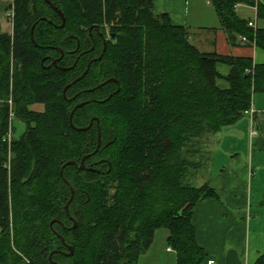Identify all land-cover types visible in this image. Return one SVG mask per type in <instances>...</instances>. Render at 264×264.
Returning <instances> with one entry per match:
<instances>
[{
    "label": "trees",
    "instance_id": "obj_1",
    "mask_svg": "<svg viewBox=\"0 0 264 264\" xmlns=\"http://www.w3.org/2000/svg\"><path fill=\"white\" fill-rule=\"evenodd\" d=\"M49 1L65 14L63 28L45 0H13L11 35L0 20V264H50L61 244L51 222L73 226L71 188L77 226L55 228L74 254L54 255L56 264H139L160 229L170 233L177 264H208L193 218L198 203L218 200L217 188L188 180L203 169L214 136L249 116L264 94V64L200 51L187 28L154 14L153 0ZM211 2L231 44L246 37L264 50V29L236 12L254 6L264 19L262 4ZM100 33L114 38L105 43ZM218 63L231 67L225 90ZM111 78L118 83L88 92ZM84 102L74 126L94 121L78 131L70 116ZM14 120L26 126L18 138ZM99 136L100 150L86 160L97 172L66 165L93 153ZM255 264H264V252Z\"/></svg>",
    "mask_w": 264,
    "mask_h": 264
},
{
    "label": "crops",
    "instance_id": "obj_2",
    "mask_svg": "<svg viewBox=\"0 0 264 264\" xmlns=\"http://www.w3.org/2000/svg\"><path fill=\"white\" fill-rule=\"evenodd\" d=\"M257 1L264 6V0ZM0 3L2 19L5 7L11 6L13 0H0ZM240 8L249 12V16L241 17ZM153 12L157 16L166 14L171 24L187 28L190 42L202 52L249 58L255 64H264V50L244 43L241 37L231 44L211 0H153ZM236 12L240 18L253 22L257 29H264V19L258 18L256 7L239 4ZM1 25L4 33L12 34L13 29L7 28L2 20ZM217 72V86L221 90L229 88L227 77L231 67L218 63ZM252 107L264 109V94L254 96ZM256 121L257 137H251L252 120L246 116L213 138L217 148L218 144L227 143L240 132L247 133L248 138L247 147L243 146L246 155L238 157L239 149H235L228 167L220 170L215 185L218 200H207L195 207L193 224L197 241L207 259L213 260L214 264H255L264 252V211L255 223L251 196L252 179L257 178L264 165V117L257 115ZM228 149L226 147V151ZM169 235L167 229L158 230L152 247L141 257L139 264H177L176 252L169 250Z\"/></svg>",
    "mask_w": 264,
    "mask_h": 264
},
{
    "label": "rangeland",
    "instance_id": "obj_3",
    "mask_svg": "<svg viewBox=\"0 0 264 264\" xmlns=\"http://www.w3.org/2000/svg\"><path fill=\"white\" fill-rule=\"evenodd\" d=\"M239 10H240L239 15L241 17L245 18L249 16V12L241 10V8ZM13 19H14L13 8L7 5L4 9V14L2 16V19L0 16V20L3 21L4 25L7 28L11 27L13 29ZM32 109L41 112L44 110V106L41 104H36L32 106ZM13 126L15 128L14 136L16 138L20 137L26 129L25 124L18 120L13 121ZM240 133H241L240 135L238 134L235 137H230V140L227 143L222 142L218 144L219 148H217L215 142L212 147H209L207 149L204 148L205 152H203V154L201 155L203 169L199 171L198 175H194V176L192 171V176L191 178H189L190 180L188 181H190V183L195 184L196 186H201L203 183H205V181H200V180H210L214 185H216L220 170L224 169V167H228L229 161L231 160V157L234 156L235 153V152L233 153V151L235 149H239L238 151L239 155L238 154L237 155L240 158L241 157L243 158V156L246 155L244 151L245 147L243 148V146L248 144V138L246 137L247 133L246 134H244V132H240ZM230 146H234V148L232 149ZM226 147L229 148L228 149L229 151H226ZM206 151L211 152L210 160H209L210 155H208ZM252 180H253L251 184L252 211H253V215H255L256 217L255 223H257L258 220L257 218H260L261 216L260 214H263L264 211V204L262 203L264 200V165L262 171L258 173L257 178H254ZM111 194H113V191H111Z\"/></svg>",
    "mask_w": 264,
    "mask_h": 264
},
{
    "label": "water",
    "instance_id": "obj_4",
    "mask_svg": "<svg viewBox=\"0 0 264 264\" xmlns=\"http://www.w3.org/2000/svg\"><path fill=\"white\" fill-rule=\"evenodd\" d=\"M45 1H46V2H47V3H48V4H49V5L55 10V12L60 16V18L62 19V25H61V27L63 28V27L65 26V24H66V17H65V14H64L59 8L53 6V4H52L49 0H45ZM44 20H46V19H44ZM34 28H35V26H34ZM34 28H33V30H34ZM33 30H32V32H33ZM58 61H59V60H57V61L55 62V65H57ZM90 66H91V64L89 65V68H90ZM89 68L87 69V71L85 72V74H87V73L89 72ZM63 70H68V69H63ZM85 74H84V75H85ZM77 81H79V79H77L74 83H76ZM115 81H116L115 79H110V80H108V81L102 83L101 85H99L97 88H95V89H91V90H88V92H93V91H95L96 89H100V88L106 86L107 84L112 83V82H115ZM70 86H71V85H67L66 88L64 89V96H65V98H66V93H67L68 89L70 88ZM118 92H119V90H118L116 93H118ZM110 99H111V96L108 98V100H110ZM102 102H104V101H102ZM86 104H87V102H84V103H80V104H78V105L75 107V109L73 110V112L71 113V116H70L71 126H72L74 129L78 130V131H87V130H89V129L92 127V125H93V121H94V120H92V121L90 122V125H89L88 127H86V128H79V129H77V128L74 126V124H73V117H74V113H75V111H76L77 109H79V108L85 106ZM97 121H98V119H97ZM98 122H99V121H98ZM100 147H101V136H99V142H98V146H97V149H96L95 153L100 149ZM88 158H89V155H86V156L82 159V161H81L80 164H77V163L74 162V161H70V162H68L66 165H74V166H77V168H78L80 171H82V170L85 169V161H86V159H88ZM61 174H63V170H62ZM71 192H72V196H71V198H70L68 204L66 205V209H67V211L69 210V205H70V203L73 201V199H74V197H75V190H74L73 188H71ZM55 222H56L55 220L52 221V222H51V226H53V224H54ZM76 225H77V224H76V222L74 221V226H73V228H76ZM69 249H70V253H69V255H73V254H74V248H73V247H70Z\"/></svg>",
    "mask_w": 264,
    "mask_h": 264
},
{
    "label": "flooded vegetation",
    "instance_id": "obj_5",
    "mask_svg": "<svg viewBox=\"0 0 264 264\" xmlns=\"http://www.w3.org/2000/svg\"><path fill=\"white\" fill-rule=\"evenodd\" d=\"M47 3V2H46ZM48 4V3H47ZM54 6V5H53ZM100 36L104 39V42L106 43V41H109V40H111V39H113L114 38V35H112V36H109V35H106V37L104 36V34L103 33H100ZM90 37H92V30H90ZM87 41H88V39H87ZM100 59H101V57H100ZM55 62L56 61H53L52 62V64L55 66V67H58V65H55ZM62 69H68V70H70V68H62ZM111 79H114V78H111ZM110 80V79H109ZM116 80V79H115ZM76 81V80H75ZM108 81V80H107ZM112 83H114V82H112ZM115 83L117 84L118 83V81L116 80L115 81ZM118 90H119V88H118ZM117 90V91H118ZM65 97V96H64ZM78 105V104H77ZM76 105V106H77ZM92 121V120H91ZM102 145V144H101ZM101 148V147H100ZM97 149V148H96ZM100 150V149H99ZM98 150V151H99ZM96 151V150H95ZM95 151L93 152V153H88L87 155H89V158L91 157V156H93V155H95V154H97V152L95 153ZM88 158V159H89ZM87 160V159H86ZM81 163V162H80ZM79 163V164H80ZM77 167V166H76ZM85 170H88V171H93V172H97V170L95 169V168H93V167H87V165H86V161H85V169L84 170H82V171H85ZM71 196H72V192H71ZM70 200V199H69ZM69 200L67 201V203H66V205L68 204V202H69ZM71 204V203H70ZM66 205H65V210H66V213H67V215L69 216V219L71 220V222H73V226H74V221L76 222V224H77V221H76V219L73 217V216H71L70 215V213H69V210L67 211V209H66ZM69 209H70V205H69ZM54 221V220H53ZM55 223L53 224V226H51V224H50V227H51V230H52V232L55 234V236L60 240V242H61V244H59V245H57L56 246V248L50 253V255H49V261H50V264H56L54 261H53V256L54 255H63V256H72V255H69V253H70V247H72V246H70L69 244H67L66 243V241H65V239H64V237L62 236V234L60 233V231L59 230H57L56 228H55V225H58V226H60V227H62V228H64V229H66V230H68V229H73V226L70 228V227H67V226H65L64 225V223L62 222V221H59V220H57V219H55ZM77 226V225H76Z\"/></svg>",
    "mask_w": 264,
    "mask_h": 264
},
{
    "label": "built area",
    "instance_id": "obj_6",
    "mask_svg": "<svg viewBox=\"0 0 264 264\" xmlns=\"http://www.w3.org/2000/svg\"><path fill=\"white\" fill-rule=\"evenodd\" d=\"M248 26L250 28H253V29H257V27L255 26V24L253 22H249ZM242 38V41L244 43H250L246 37H241ZM252 45H254V43H252ZM246 114H248L252 120V126H251V137H257L259 135V131L258 129L256 128V116L257 115H262L264 117V109L263 110H256L254 109L253 107L250 108V110H248L246 112ZM169 250H172L171 248ZM208 264H214V261L213 260H209L208 261Z\"/></svg>",
    "mask_w": 264,
    "mask_h": 264
}]
</instances>
